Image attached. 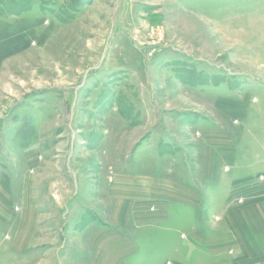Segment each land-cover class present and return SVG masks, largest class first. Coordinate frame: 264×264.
<instances>
[{
  "label": "rangeland",
  "instance_id": "374dc122",
  "mask_svg": "<svg viewBox=\"0 0 264 264\" xmlns=\"http://www.w3.org/2000/svg\"><path fill=\"white\" fill-rule=\"evenodd\" d=\"M263 46L264 0H0V208L13 218L29 210L17 236L0 228V262L16 239L33 238L28 247L40 253L29 250L22 264H87L82 251L93 246L81 231L95 219L92 209L110 220L105 196L113 184L119 201L131 198V179L152 200L139 212L158 215L157 228L133 230L126 218L125 240L113 232L98 241L100 253L115 250L100 264H163V204L155 200L177 174L199 177L210 213L226 196L232 206L264 197V177L230 189L225 178L202 176L212 177L209 155H225L223 167L235 156L264 169L256 124L264 113ZM224 126L234 144L214 154ZM73 174L91 189L88 198ZM151 174L161 190L144 185ZM135 237L139 254L124 258Z\"/></svg>",
  "mask_w": 264,
  "mask_h": 264
},
{
  "label": "crops",
  "instance_id": "0c3cea01",
  "mask_svg": "<svg viewBox=\"0 0 264 264\" xmlns=\"http://www.w3.org/2000/svg\"><path fill=\"white\" fill-rule=\"evenodd\" d=\"M259 66H264V60L260 61ZM249 102H246L245 112L240 118L243 123H248L251 118L252 101L250 100ZM256 124L257 126H261L259 129H263L264 132L263 112ZM227 127L232 128L231 126L216 128L218 129L216 131L223 132L225 137L222 138L217 135L213 137L212 141L215 150H212V152H214V154L218 149L224 146L226 147L228 145L227 143L234 144V139L228 134V130L230 129ZM244 130H247L246 126ZM262 136L264 137V133ZM258 146L264 148V140L259 141ZM228 153L230 154L233 152L229 150ZM73 154H75V150L72 151V155ZM224 157L225 155L219 158L209 155L207 161L210 159L212 161V177H206L202 174L203 178L207 181L214 179H220L222 181V179L225 178L231 189L232 184L236 181L258 176H261V178L264 177V169L256 168L259 162L241 163L243 157H241L240 160H236L235 156H232L234 160H230V162L226 163L223 167L221 166V159L223 160ZM226 167H230V170H227ZM234 170H237L238 173H234ZM208 171L207 168V172ZM195 175L194 173L192 176L185 175L186 178L183 179L177 174L176 176L181 180H168L169 184L167 186L170 190L167 191L166 188H163V199L158 198L155 200L157 203L163 204V209L161 208L159 210L163 212V249H165V253H163V264H169V262L172 264H264V197L254 202H247L245 205L232 206L228 201L229 196H226L222 203H220L221 206H219L218 211L210 213V210L213 209V205L209 203V207H207V204H201L203 197L198 183L196 182V179L199 177ZM165 176L166 175H163V182L167 178ZM77 177L78 176L75 174L72 175V178H75V180ZM68 180L70 181V179L64 177V185L67 184ZM131 180L134 181L133 191L129 193L132 199L128 198L123 200L124 202L119 201L120 198L116 197L118 196L117 194L120 193L121 188L116 187L115 189L113 184L108 191V195L105 196L111 201L108 207L111 219L106 223L100 221L101 215L99 209L96 206L95 209H92L95 219L87 226L86 230L83 229L81 231L82 236L83 231L85 233L87 231L86 235L88 239L86 238V240H89L90 244L93 246L89 251H82L83 254L90 255L89 259H87L89 260L88 263L86 262L87 264H93V258H97L98 264H100L102 262L101 259L113 257L115 250L106 252L105 254L100 253L98 241L107 236L114 238L113 232L119 233L120 229L124 230V228H126L124 226L126 218L129 219V223L131 224L130 227L133 230L142 229L143 232V230H153V227H155V229L157 228L155 224L159 221L158 219L156 220L158 215H149V211L145 212L144 209L142 213L139 212V209L141 210L143 206H147L149 202L152 203V200L148 202L146 200V195L140 191L143 185L139 180L136 179L137 182L134 179ZM161 180L162 179L158 177L157 174H151L149 175L148 183L144 185H148L147 187L150 189L156 186L155 191L156 189L161 190L163 186L159 185ZM192 181H194V183H192ZM75 184L80 196L86 197L89 195L91 189L85 188V185H83L85 183H80L76 180ZM234 185L236 186V184ZM87 200V206H84L86 209L91 207V199L89 198ZM203 201L206 200L203 199ZM148 208L149 206L147 209ZM31 210L34 211L35 217L36 215L39 216V203L33 204ZM9 211V208L5 206L2 209L0 208V228H2V226H7L14 230L17 236V227L22 224L23 218L27 217L29 210L25 209L22 213L17 212L14 218ZM84 216L85 212H82V214H80V220L83 219ZM96 219L102 223L101 226L96 223ZM12 222H15V224ZM117 228L118 231L116 230ZM88 230L90 231L88 232ZM119 234H122V232ZM165 234H169V236H165ZM124 237L125 235L123 234L119 235L117 240L121 238L119 241L122 242L126 238ZM136 242V237L132 238L130 243L132 246H130L129 249L134 253L131 256H124V258L129 259L139 254L140 250L138 249L137 251ZM30 243H34L33 238L25 242L21 240V243L16 239L15 246L11 245L13 251L9 252L13 253V255L8 261H1L0 264H22L25 257L29 255V250L32 251V255L33 253L39 255L38 253H40V251L38 247L32 245L31 249H29L30 247L28 246ZM166 246H168V250H166ZM26 252H28L27 256ZM6 255L7 253L1 254V258L5 259ZM194 258L195 260H193ZM102 264L105 263L103 262ZM109 264L112 263L110 262Z\"/></svg>",
  "mask_w": 264,
  "mask_h": 264
},
{
  "label": "trees",
  "instance_id": "16d2710c",
  "mask_svg": "<svg viewBox=\"0 0 264 264\" xmlns=\"http://www.w3.org/2000/svg\"><path fill=\"white\" fill-rule=\"evenodd\" d=\"M236 182H237V181H236ZM236 182H235V183H236Z\"/></svg>",
  "mask_w": 264,
  "mask_h": 264
}]
</instances>
